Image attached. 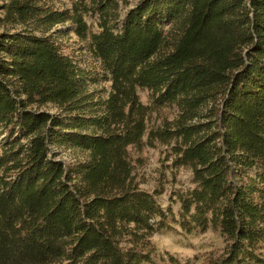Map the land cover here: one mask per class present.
Here are the masks:
<instances>
[{"label": "trees", "instance_id": "obj_1", "mask_svg": "<svg viewBox=\"0 0 264 264\" xmlns=\"http://www.w3.org/2000/svg\"><path fill=\"white\" fill-rule=\"evenodd\" d=\"M127 1L4 6L0 22L43 31L0 32V264H141L168 218L183 234L220 231L203 264H264V0H137L120 16ZM65 21L88 37L106 99L46 34ZM164 105L176 115L148 130ZM155 141L192 172L176 218L136 181L130 148Z\"/></svg>", "mask_w": 264, "mask_h": 264}, {"label": "rangeland", "instance_id": "obj_2", "mask_svg": "<svg viewBox=\"0 0 264 264\" xmlns=\"http://www.w3.org/2000/svg\"><path fill=\"white\" fill-rule=\"evenodd\" d=\"M7 2L8 0H0V18L4 17V6ZM42 2L59 11L70 9L72 6L71 0H42ZM136 2L137 0H128L126 4H120L119 15L122 16ZM84 20L90 32L99 30L96 13H87L84 15ZM0 24V32L12 33L27 28L38 35L43 31V28L36 29L33 22L28 26L3 21ZM46 34L53 36L60 43V49L64 54H68L79 66L91 72L95 80L89 83L90 90L100 95L102 99H106L110 90V81L103 74L98 59L90 52L88 37L79 39L69 21L55 24ZM137 95L143 104L152 107L150 91L147 88H137ZM44 108L51 112L56 111L51 105ZM175 115V110L167 105L152 110L147 120L148 130L159 128L163 125V118L171 120ZM144 140L146 142V137ZM145 142L140 148H130L136 181L142 189L156 194L155 199L162 209L166 210L170 207L176 218L179 210L177 195L194 186L192 172L189 167L174 165L171 145L155 141L151 146ZM52 148L59 152L62 160H72L76 155L75 151L64 144L53 145ZM150 239L155 246V253L150 261L141 264H167L169 257H173L181 264H203L208 254L219 253L224 246L219 230L209 228L203 232L183 234L171 218H168L167 225L154 232Z\"/></svg>", "mask_w": 264, "mask_h": 264}]
</instances>
